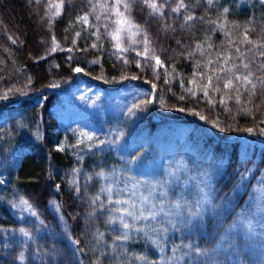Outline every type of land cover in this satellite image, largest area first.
<instances>
[{"label": "trees", "instance_id": "obj_1", "mask_svg": "<svg viewBox=\"0 0 264 264\" xmlns=\"http://www.w3.org/2000/svg\"><path fill=\"white\" fill-rule=\"evenodd\" d=\"M167 3L175 6L176 0ZM184 3L187 7L179 12L165 7L163 18L149 16V10L139 2L132 6V19L147 30L151 46L164 62L156 78L150 67H137L135 61L143 63V57L136 52L119 53L107 36L97 40L92 33L97 26L103 33L106 21L96 20L99 9L92 12L89 0H65L62 14L51 26L43 16L44 0L40 4L35 0H0V93L24 88L23 94L16 92L0 100V264H96L97 257L99 264H145L132 259L137 254L146 256L150 264H264V240L255 239L258 244H254L243 232L244 226L237 228L241 217L252 214L253 193L264 181V135L259 131L264 128V90L257 83L251 104L246 102L245 89H241L240 104L225 97V92L231 94L229 90L209 89L215 103H209L199 90L195 95L186 91L194 87L190 81L195 71L236 64L234 71L246 74L241 60L252 62V79L257 82L262 73L256 69L264 62V56L259 55L264 51V0ZM85 13H89L88 24L77 19ZM189 14L193 20L185 22ZM165 24L171 25L167 31ZM53 35L64 50L46 55ZM198 44L200 50H196ZM132 47L143 49L142 44ZM218 52L231 56L227 65L222 57L218 62ZM125 59L130 62L125 64ZM209 59L214 63L205 68L204 61ZM77 66L84 69L79 75L72 70ZM165 68L172 73L167 81ZM125 84L132 92L119 113L85 106L89 95L82 87L98 88L106 99ZM145 99L152 102L130 115L132 104ZM249 108L251 112L243 110ZM100 171L106 176L97 175ZM205 173L212 178L210 199L217 207L205 204L202 221L194 218L189 223L187 217L195 211ZM241 173H245L243 179ZM145 181L157 185L153 194L157 208L161 184L168 201L182 195L189 202L190 208L180 209L185 223L173 228L160 213L157 221L167 232L157 233L159 247L142 233L132 232V239L117 241L123 248L112 252L113 237L120 234L121 226L119 221L109 224L107 219L121 215L112 209L129 207L114 201H136L138 208L140 193L148 191ZM109 183L113 185L112 203H107L108 194L101 191ZM133 184H137L135 189ZM226 193L232 197L230 202ZM97 195L105 201L104 208H99L100 201L91 205ZM20 197L32 204L36 215L13 207ZM93 207L96 212L90 216ZM125 218L132 222L131 217ZM147 223L157 222H136L138 226ZM21 228L31 237H25ZM96 232L104 233L103 241L97 242ZM74 240H79V245ZM190 244L208 254L197 256L187 247Z\"/></svg>", "mask_w": 264, "mask_h": 264}, {"label": "snow or ice", "instance_id": "obj_2", "mask_svg": "<svg viewBox=\"0 0 264 264\" xmlns=\"http://www.w3.org/2000/svg\"><path fill=\"white\" fill-rule=\"evenodd\" d=\"M37 4L41 3V0H35ZM141 3L143 4L148 10V15L153 17H164V8L170 7L171 12H179L181 8H186L187 6L184 3V0H176L175 6H170L167 3V0H165L164 3H158V0H89V4L91 5L92 12H97V9H99V13L96 15V20L99 21L103 18L106 23L103 24L104 32L101 33L100 27H96V31L92 34L96 36L97 40H101L104 36H107L110 38V41L114 42L113 47L117 49L119 53H126L128 51H134L136 52L137 56L143 57V63L139 60L135 61L137 67L143 68L145 66L150 67L154 74L156 75V78H159L160 73L157 71L158 68L164 67V62L160 59V56L157 54L156 49L151 46V39L149 38V34L147 30L144 28V26L137 24L131 16V10L132 6L135 3ZM213 0H207L208 4H211ZM65 0H44L43 7L46 9L44 11L43 16L48 17L49 19V26H51V22L54 20V18L59 17L64 9ZM228 9H224V12H227ZM43 19V17H42ZM78 20H80L84 24L89 23V13H85L81 17H77ZM201 19H203L201 17ZM185 22L193 20V15L189 14L184 17ZM209 23L215 24V21H209ZM181 27H184L182 24ZM223 27V26H221ZM169 28H171V25H163V29L167 31ZM80 33H76V36H79ZM226 35H230V33H226ZM141 36V40H137L136 37ZM125 37L128 39L129 43L127 46L124 45V39ZM11 39V37H9ZM245 39L247 40V32H245ZM250 42V41H249ZM13 43H16L15 40H13ZM73 43H75V38L73 39ZM228 43H232L231 40L228 41ZM136 44H142L143 49L142 51L132 47V45ZM91 47L96 48L98 47L97 44H92ZM209 48L212 47L211 44L208 45ZM262 47H264V41H262ZM201 46L198 44L196 50H200ZM57 50L63 51L64 49L61 48L59 41L56 40L55 35L51 37L50 47L46 52L47 54H50L52 52H56ZM68 51H72V49H68ZM237 52H239V48H237ZM260 56H264V51H261L259 53ZM189 56H191V53H189ZM222 57V63L227 65L229 61L231 60V56L227 54L226 52H218L217 58L218 62L219 58ZM44 57H39V59H43ZM118 58H120L118 56ZM69 59H72V57H69ZM154 61V64L151 63ZM96 61H93L95 63ZM130 61L127 59L124 60V63L127 64ZM214 63L213 60L209 59L207 61H204L205 68L208 67V65H212ZM251 61L248 63H244L243 60H241V65L243 69L247 70L245 73H240L238 71H234L238 66L236 64H233L231 67H213L209 69V71H195L193 73V79L190 81L194 85L193 88H188L186 91L190 95H195L196 90H199L203 92V95L205 97L209 98V103H215V101L209 97V89H211L214 92H223L225 90H229L231 94H228V92H225V97L227 99H235L237 104H240L242 92L241 89H245L248 93L249 99L246 101L247 103L251 104L252 100L251 98L254 97L257 94V83H259L261 90H264V62H261L256 69L257 71H260L262 74L259 77H256V81L254 82L252 77L255 76V73L252 71L251 67ZM197 68H199V63L197 64ZM74 72H83L84 69L77 66L72 69ZM174 71V70H173ZM211 72L212 74H209ZM220 73H223L224 75H220ZM172 73L165 68V80H168V77L171 76ZM123 79H126L127 77H122ZM132 79H137L136 76H132ZM199 78V79H198ZM30 82V78H29ZM250 85L251 87L248 88L247 86ZM153 87L155 88L156 85L153 83ZM19 92L21 94L24 93V88H10L4 91L3 93H0V100H7L10 95ZM184 96H181L180 99H184ZM151 99H145L140 100L138 103H133L132 106L128 109V112L130 115L135 114V109H139L142 106L151 103ZM224 100H221V103H223ZM163 106V105H162ZM180 111H184L183 108L179 109ZM244 111L251 112V109H243ZM201 119H206V117L201 116ZM215 123V122H213ZM221 131H224V129H221ZM248 132H252V128L247 129ZM261 135H264V128L259 129ZM37 134H39V129L37 128ZM123 133H121L122 135ZM83 137H86L88 140H92L93 136L88 135L87 133H82ZM100 144H103L104 141H100ZM62 150V146L61 149ZM133 159H136L135 157ZM74 172L77 170L74 169ZM97 175L101 177H105L106 174L103 171H100L97 173ZM170 175H175V173H170ZM245 176V173H241V179H243ZM212 178L209 174L205 173L201 178V183L203 187L199 188L200 192V198L196 201V207L195 211L190 212L189 216L187 217V221L191 223L192 219L194 218H200L202 221L203 215H204V205L209 204L213 208L217 207L216 205H212V201L210 199L212 195ZM0 183H3V181H0ZM75 184V182H73ZM139 183V182H137ZM144 184L148 186L147 194L140 193V203L139 207L137 208L136 201L132 200H125L121 198L115 199V204L117 205H129V207H123V208H115L112 209L113 212L121 213L119 216L110 215L107 219V223L112 224L116 221H119V224L121 226V231L119 235H116L113 237V244L111 245V251L117 252V248H123V245H117V241H129L132 239V232L136 233H142L143 238H146L151 241V243L157 245L158 247L161 245L160 238L157 236V233H165L167 232L166 228H163L160 225V222L157 221V216L160 213H163L165 218H167V222L173 227H177V224L179 223L180 226H183L185 223V218L181 216L180 209L184 206H188L189 208L191 205L189 202L185 199H183V196L181 195L176 200L168 201L167 200V191L164 189V186L161 184L160 188V195L162 199L159 201V207L157 208V204L153 203L154 200V193L156 192L157 185L155 183L147 182L145 181ZM59 187V185H57ZM133 189L137 187V184L132 185ZM75 190L77 192L80 191V188L78 185H76ZM102 192H106L107 195V203L113 202L112 197V191H113V185L111 183L107 184L106 186L101 188ZM238 191V188H237ZM133 195H135V192H133ZM225 198L230 202L232 197L229 196L227 193L225 194ZM99 203V208L105 207V201L101 200V197L99 195L93 197L91 199V205L95 206L97 205V202ZM147 204L148 208L145 209L144 205ZM168 206V210H165V206ZM13 207H21L23 210H28L32 213V215H36V212L33 209L32 204L24 197H20L19 201L13 204ZM57 209L60 207L59 205H56ZM225 209H227L228 205L224 206ZM174 209V211H173ZM96 212V208L93 207L92 212L89 214L90 216L94 215ZM125 217H131L132 222L130 223ZM176 217H181L179 221H177ZM151 221L157 222L156 225H153L152 223L147 224H141L137 225L136 222L140 220L144 221ZM41 224H43V221H41ZM248 228L251 230L254 226L252 225L251 221H248L247 223ZM19 231L27 238L31 237V233L21 228ZM94 235L97 238V242L103 241L104 233L102 232H96ZM73 243L79 245V240H74ZM191 252H194L197 256H204L208 253L201 249L198 246L188 245L187 246ZM78 251H83V249H78ZM127 250L124 249V252ZM161 251H163L161 247ZM175 251V249H174ZM187 254V253H186ZM174 257H169L168 259H173ZM20 259H23V253L20 254ZM135 261H142L145 262V264H150V262L147 261V257L144 255H135L132 257ZM96 264H99V257H97Z\"/></svg>", "mask_w": 264, "mask_h": 264}, {"label": "rangeland", "instance_id": "obj_3", "mask_svg": "<svg viewBox=\"0 0 264 264\" xmlns=\"http://www.w3.org/2000/svg\"><path fill=\"white\" fill-rule=\"evenodd\" d=\"M124 42H129L126 37ZM77 74L79 75L80 72H77ZM82 89L89 95V102H86L85 106L88 107V109L91 108L94 111L102 110L106 113H119L128 102L132 92V88L125 84L114 89L105 99L98 88H88L84 86ZM251 207L253 210L252 214L241 217L237 222V228L240 229L244 226L245 231L243 232L251 236L254 240V244H258L255 242V239L259 241L264 240V181L256 185L251 200ZM248 221H251L254 226L251 230L247 226Z\"/></svg>", "mask_w": 264, "mask_h": 264}]
</instances>
